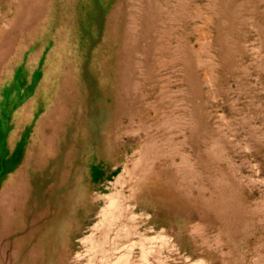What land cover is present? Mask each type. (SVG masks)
<instances>
[{"label": "rangeland", "instance_id": "374dc122", "mask_svg": "<svg viewBox=\"0 0 264 264\" xmlns=\"http://www.w3.org/2000/svg\"><path fill=\"white\" fill-rule=\"evenodd\" d=\"M54 1L52 8L0 0L1 31L15 36L33 7L58 18ZM114 7L129 47L121 75L134 109L109 133L88 105L85 150L39 264H264V0H88L67 47L71 77L81 75L85 47L87 73L106 78L97 52ZM57 29L45 28L26 55L49 61ZM104 53L110 62L113 50ZM21 58L1 70L20 68ZM41 71L40 61L34 82ZM22 89L14 84L15 103ZM4 156L0 200L5 187L13 192ZM43 201L40 194L35 205ZM16 236L0 233V264H31L25 250L13 254Z\"/></svg>", "mask_w": 264, "mask_h": 264}, {"label": "bare ground", "instance_id": "6f19581e", "mask_svg": "<svg viewBox=\"0 0 264 264\" xmlns=\"http://www.w3.org/2000/svg\"><path fill=\"white\" fill-rule=\"evenodd\" d=\"M36 1H47L52 8L55 5L54 0ZM57 4L58 18L51 15L50 8L34 10L33 7L31 12L35 15H29L14 29L15 36L0 29V77L4 78L0 80V152L6 154L5 184L13 186L11 196L6 187L1 196V232L17 235L14 242L11 241L12 252L18 256L25 250L31 264H39L51 227L63 219L62 208L67 202L63 201L73 184L69 175L73 176L74 166L86 145L88 105L100 115L109 133L118 129L134 109L133 103L127 100L126 77L121 75L127 68L129 47L122 17L116 15V8L107 19L105 39L97 52L104 58L99 70L106 75L105 79H100L87 73L85 47L81 48V75L71 77L67 70V47L73 42L71 29L73 26L75 30L78 20L87 13L84 5L87 7L88 0H58ZM81 22L88 23L87 20ZM53 23L58 24V29L53 35L54 47L49 61H42L38 51L33 56L26 55L36 46L35 37ZM105 48L113 50L110 62L105 57ZM20 55L24 62L20 68L8 64L6 72L1 70L6 59L11 61ZM40 61L42 71L34 82L30 72ZM18 81H22L23 89L15 103L13 86ZM32 84L35 89L33 94H28ZM103 84L110 89L108 96L99 92ZM102 97L110 100L109 105L96 104L94 99ZM44 173L48 182L45 187ZM40 194L44 201L38 207L35 201ZM9 196L11 200L7 201ZM26 212L29 220L25 223ZM22 231L26 234L24 238Z\"/></svg>", "mask_w": 264, "mask_h": 264}]
</instances>
